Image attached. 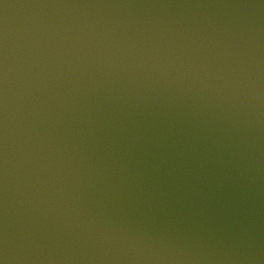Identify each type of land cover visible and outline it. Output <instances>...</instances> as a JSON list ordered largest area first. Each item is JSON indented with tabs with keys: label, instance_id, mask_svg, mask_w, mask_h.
Listing matches in <instances>:
<instances>
[{
	"label": "water",
	"instance_id": "1",
	"mask_svg": "<svg viewBox=\"0 0 264 264\" xmlns=\"http://www.w3.org/2000/svg\"><path fill=\"white\" fill-rule=\"evenodd\" d=\"M0 264H264V0H0Z\"/></svg>",
	"mask_w": 264,
	"mask_h": 264
}]
</instances>
